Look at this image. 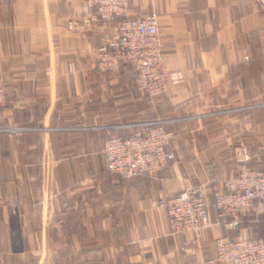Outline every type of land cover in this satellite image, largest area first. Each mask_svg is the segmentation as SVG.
Returning a JSON list of instances; mask_svg holds the SVG:
<instances>
[{"label":"crops","instance_id":"obj_1","mask_svg":"<svg viewBox=\"0 0 264 264\" xmlns=\"http://www.w3.org/2000/svg\"><path fill=\"white\" fill-rule=\"evenodd\" d=\"M83 2L0 0V125L28 129L0 136V264H220L219 238H264L218 225L214 206L210 228L174 235L158 205L187 188L211 204L243 150H264V0H131L126 16L158 17L164 70L183 77L157 98L130 66L100 73L118 20L71 33ZM157 119L175 161L155 179L110 175L108 138Z\"/></svg>","mask_w":264,"mask_h":264},{"label":"built area","instance_id":"obj_2","mask_svg":"<svg viewBox=\"0 0 264 264\" xmlns=\"http://www.w3.org/2000/svg\"><path fill=\"white\" fill-rule=\"evenodd\" d=\"M130 1L84 0L80 16L68 21L67 29L76 35H86L100 22L118 20L116 34L97 50L98 70L109 74L130 66L137 89L149 98H157L167 91L170 83L178 84L183 77L180 73L164 70L158 17H127ZM5 100L6 89L0 72V105ZM171 122L165 119L146 121L132 126L139 129L136 134L110 136L103 153L106 171L122 181L137 177L158 178L175 161L169 150L173 134L166 128ZM26 131V128L0 125V136L15 137ZM249 161V155L244 154L239 172L226 183L224 191L214 194L211 204L202 188H187L171 199H160L158 205L167 211L172 233L192 235L210 228L211 206L219 211L218 225L231 230L240 229L245 217H263L264 159L258 169L251 168L247 164ZM216 247L220 264H264V238L235 241L219 238Z\"/></svg>","mask_w":264,"mask_h":264},{"label":"rangeland","instance_id":"obj_3","mask_svg":"<svg viewBox=\"0 0 264 264\" xmlns=\"http://www.w3.org/2000/svg\"><path fill=\"white\" fill-rule=\"evenodd\" d=\"M215 118L222 119L223 117L218 116ZM4 126H6V125H4ZM251 153L253 154L254 159H256L259 163L264 159V150L263 149H257L254 151L253 150L252 151L243 150V157H244V154H248L250 156ZM46 173H47V171H46ZM242 223L244 224V226L250 225L249 227H251L252 230L251 231L249 230V232L256 233L253 235H256L257 237H264V216L263 217L248 216V217H245L242 219ZM249 236H251V233Z\"/></svg>","mask_w":264,"mask_h":264}]
</instances>
